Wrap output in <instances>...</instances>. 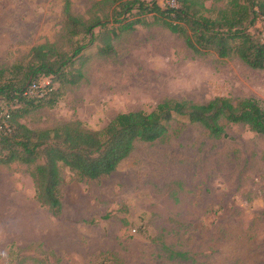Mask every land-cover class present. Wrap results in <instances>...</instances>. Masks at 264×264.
Instances as JSON below:
<instances>
[{"label":"rangeland","instance_id":"rangeland-1","mask_svg":"<svg viewBox=\"0 0 264 264\" xmlns=\"http://www.w3.org/2000/svg\"><path fill=\"white\" fill-rule=\"evenodd\" d=\"M70 1L86 17L96 0ZM66 3L0 0V68L27 64L32 48L58 42L66 32ZM114 48L106 58L89 46L77 65L82 82L54 85L59 102L22 122L41 130L78 119L101 131L120 113L150 112L168 99L255 98L264 106V71L236 58L195 57L162 26H137ZM39 83L45 88L51 79ZM176 120L169 142L138 143L112 175L63 185L58 218L36 200L32 168L1 166L0 264H264V136L230 125L215 140L201 125ZM180 124L186 126L176 133ZM161 243L189 259H170Z\"/></svg>","mask_w":264,"mask_h":264},{"label":"trees","instance_id":"trees-1","mask_svg":"<svg viewBox=\"0 0 264 264\" xmlns=\"http://www.w3.org/2000/svg\"><path fill=\"white\" fill-rule=\"evenodd\" d=\"M172 1L175 6L163 8L158 0H96L84 17L76 15L67 0L66 32L60 40L32 48L27 64L0 68V167L21 163L32 168L29 175L35 198L53 217H61L64 211L63 185L112 175L138 143L169 142L178 117L201 125L215 140L226 137L230 125H243L264 136L262 103L255 98L225 96L204 104L164 100L150 112L120 113L101 131L89 129L78 119L41 130L22 122L33 111L53 108L59 102L60 91L54 85L62 88L82 82L85 76L77 65L83 63L89 46L95 44L101 57H112L114 42L137 26H162L182 38L195 57L236 58L264 71V0ZM86 37H90L88 43L83 41ZM7 72L16 78L7 77ZM44 77L51 83L29 95L30 86ZM185 126L180 124L176 133ZM66 171L72 176L69 181ZM108 219L109 214L102 217ZM160 246L172 260L189 259L187 253L172 251L165 243ZM109 257L117 259L115 254ZM53 260L59 262L54 254Z\"/></svg>","mask_w":264,"mask_h":264},{"label":"built area","instance_id":"built-area-1","mask_svg":"<svg viewBox=\"0 0 264 264\" xmlns=\"http://www.w3.org/2000/svg\"><path fill=\"white\" fill-rule=\"evenodd\" d=\"M42 89H43L42 85H40V83L35 82L30 86L28 94L34 95V94L40 93L42 91ZM41 95H43V94L41 93Z\"/></svg>","mask_w":264,"mask_h":264}]
</instances>
